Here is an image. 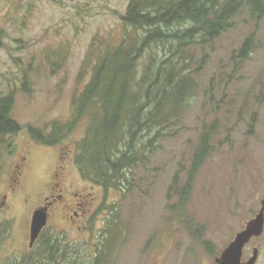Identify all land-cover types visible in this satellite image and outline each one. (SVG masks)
Here are the masks:
<instances>
[{"label":"rangeland","instance_id":"rangeland-1","mask_svg":"<svg viewBox=\"0 0 264 264\" xmlns=\"http://www.w3.org/2000/svg\"><path fill=\"white\" fill-rule=\"evenodd\" d=\"M128 4L0 0V98L14 92L13 116L23 126L0 145V225L11 224L0 226V264L24 257L26 264H38L43 247L40 242L30 247L32 217L39 202L53 199V191L63 195L52 205L42 235L65 248L55 264H93L105 250L104 264H217L263 206L264 17L256 23L248 9L219 39L194 46L193 98L167 126L148 161L132 171L124 191H106L82 177L73 153L87 122L59 145L31 137L30 125L48 133L53 122L71 119L73 98L91 78L84 62L90 50L121 41ZM251 34L254 49L240 58L238 50ZM205 134L209 155L182 204L172 189L174 179L177 186L185 184ZM61 165L67 173L61 189L53 190L59 182L53 174ZM64 202L84 216L83 222L71 225L72 211L62 208ZM255 248L256 264H264V231L246 244L242 261Z\"/></svg>","mask_w":264,"mask_h":264},{"label":"trees","instance_id":"trees-1","mask_svg":"<svg viewBox=\"0 0 264 264\" xmlns=\"http://www.w3.org/2000/svg\"><path fill=\"white\" fill-rule=\"evenodd\" d=\"M246 9L256 23L261 22L262 0H129L122 16L126 29L121 41L90 50L84 62L91 66V78L73 98L71 119L53 122L48 133L30 125L31 137L44 145H59L80 122H87L73 153L82 177L106 191H124L132 171L148 161L166 137L167 126L193 98L194 46L219 39ZM2 35L0 30V46ZM254 45L255 34H251L238 50L239 57L247 58ZM15 102L14 92L0 98V145L23 129L13 116ZM209 145L205 134L185 184L177 186L178 177L174 179L172 189L178 191L182 204L190 198ZM42 236L38 264H55L65 248L58 239ZM105 253L100 252L93 264H104ZM26 259L9 264H26Z\"/></svg>","mask_w":264,"mask_h":264},{"label":"water","instance_id":"water-1","mask_svg":"<svg viewBox=\"0 0 264 264\" xmlns=\"http://www.w3.org/2000/svg\"><path fill=\"white\" fill-rule=\"evenodd\" d=\"M47 222L48 211L46 208H40L34 211L30 231L31 246L39 238ZM263 231L264 201L257 216L250 220L243 230L237 233L235 239L225 248L221 256L216 259L217 264H256L259 254L258 249L255 248L253 256L247 261H242L243 250L252 238L261 236Z\"/></svg>","mask_w":264,"mask_h":264},{"label":"flooded vegetation","instance_id":"flooded-vegetation-1","mask_svg":"<svg viewBox=\"0 0 264 264\" xmlns=\"http://www.w3.org/2000/svg\"><path fill=\"white\" fill-rule=\"evenodd\" d=\"M65 158V157H64ZM57 169H58V167H56V169H55V171H54V174L53 175H55L56 177H57V179H58V183L57 184H55V187H51V188H53V190H57L58 188L59 189H61V187H62V185H63V182L62 181H64V179H63V177H65L66 176V173H67V167H66V165H61L60 166V168H59V170L57 171ZM52 190V191H53ZM62 193L61 194H55V192L53 191V194H52V196L51 197H53V199L52 200H50V197L49 196H47L46 198H45V203L44 204H41L40 202L38 203V207H37V209L39 208H46L47 209V211H48V222H47V224L49 223V221H50V218H51V214H52V211H51V207H52V205L54 204V202H55V200H57V197H62ZM79 195L80 194H76V196H78L79 197ZM83 198H84V196H83ZM42 201V200H41ZM40 204V205H39ZM77 205V204H76ZM78 206V205H77ZM63 209L65 208V209H69L68 211L69 212H71L72 211V214H70L69 215V217H68V220L70 221V223H71V225H76V223H77V221H81V222H83V217H80V215H79V212L75 209V208H73L71 205H70V203H68V202H64V206L62 207ZM77 218V219H76ZM78 228L80 229L81 228V226L80 225H78ZM45 229V228H44ZM44 229H43V231H44ZM42 231V232H43ZM42 234V233H41ZM7 236H8V234H7ZM252 240V239H251ZM31 241V240H30ZM36 243H38V238H37V240L34 242V244L31 246V242H30V247H33V246H35L36 245ZM258 260V259H257ZM37 262H38V260H37Z\"/></svg>","mask_w":264,"mask_h":264}]
</instances>
